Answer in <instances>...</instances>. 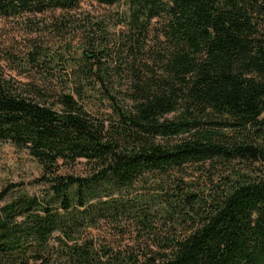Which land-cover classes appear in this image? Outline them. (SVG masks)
Segmentation results:
<instances>
[{
    "label": "trees",
    "instance_id": "trees-1",
    "mask_svg": "<svg viewBox=\"0 0 264 264\" xmlns=\"http://www.w3.org/2000/svg\"><path fill=\"white\" fill-rule=\"evenodd\" d=\"M0 17V142L40 171L0 189V264H264V0Z\"/></svg>",
    "mask_w": 264,
    "mask_h": 264
},
{
    "label": "rangeland",
    "instance_id": "rangeland-1",
    "mask_svg": "<svg viewBox=\"0 0 264 264\" xmlns=\"http://www.w3.org/2000/svg\"><path fill=\"white\" fill-rule=\"evenodd\" d=\"M89 9H99L85 3ZM16 38L15 44L22 40L21 36L15 33L13 22L0 17V40L7 45L12 44L13 38ZM40 173L39 166L26 151L16 148L9 142H0V189L4 185L21 182L29 183L28 188L34 189L30 185V180Z\"/></svg>",
    "mask_w": 264,
    "mask_h": 264
}]
</instances>
